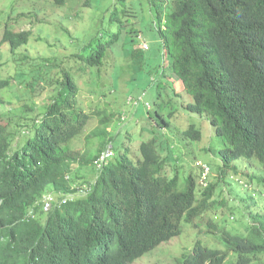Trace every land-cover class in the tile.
<instances>
[{
  "label": "trees",
  "instance_id": "16d2710c",
  "mask_svg": "<svg viewBox=\"0 0 264 264\" xmlns=\"http://www.w3.org/2000/svg\"><path fill=\"white\" fill-rule=\"evenodd\" d=\"M51 1L57 6L66 2ZM143 3L153 8V28L162 44L163 64L153 67L157 76L148 69L150 60L144 54L149 45L134 28L139 21L128 0H113L107 11L108 33L88 31V40L75 45L66 60L52 56L30 63L47 70V75L30 69L18 73L15 82L0 76V107L9 106L0 114V264H133L180 236L182 222L196 231L190 253L157 264H254L264 255V212L254 216L250 212L252 222L241 227L247 232L239 233L223 223L234 218L228 205L240 201L241 194L230 200L235 189L231 184L227 194L214 199L228 183L241 184L235 180L241 169L236 161L264 166V0ZM18 18L3 21L0 47L6 45L11 55L27 46L31 37L30 31H14L11 23ZM109 58H115L114 64L108 76L101 75ZM27 59L32 60L27 55L20 58ZM120 59L130 62L135 81L138 72L148 74L157 89L155 108L145 100V92L133 96V78L125 83H130L127 92H118ZM173 76L181 86L179 92L173 87ZM169 81L173 85L167 104L177 102L182 93L185 99L180 108L207 121L212 135L220 140L206 150L218 158L215 180L209 179L210 165L200 161L194 164L198 163L197 179L193 172L182 178L178 164L186 161L185 144L163 142L172 121L178 119V111H162ZM100 86L109 88L112 102L105 100ZM45 87L49 93L40 106L35 98L43 96ZM83 90L98 96L94 104L91 98L81 97ZM13 98L24 104L13 107L18 106ZM93 119L97 125L85 138L98 140L95 153L71 150L73 139L87 131ZM143 121L153 130L150 139L139 142L138 159L133 160L129 147L122 145L119 158L113 161L115 137L123 135V141L133 143V123L142 127ZM124 123L130 127L122 134L119 127ZM182 138L188 154L192 153L189 143L201 141L200 126L189 124ZM107 151L110 155L105 156ZM78 166H91L98 173L96 180L84 179ZM168 168H173L171 174ZM93 181L84 198L62 201L79 184ZM214 185H222L220 191ZM48 192L60 193V202L43 212L36 204ZM215 205L222 207V214L212 218L209 214ZM224 208L228 211L223 212ZM206 236L223 249L204 245ZM230 255L235 259L228 260Z\"/></svg>",
  "mask_w": 264,
  "mask_h": 264
},
{
  "label": "rangeland",
  "instance_id": "374dc122",
  "mask_svg": "<svg viewBox=\"0 0 264 264\" xmlns=\"http://www.w3.org/2000/svg\"><path fill=\"white\" fill-rule=\"evenodd\" d=\"M146 0H128V4L131 6L132 9L136 10V17L138 19V23L134 26V28L142 33L146 43L149 45V50L145 52L144 57L149 58L151 68H148L150 71L153 72L155 76H157V71L154 66L162 65L163 58H162V44L160 40L157 38L154 28H153V15L154 11L153 8L148 9V6L143 3ZM113 0H91V5L87 4V0H66L65 4L62 6H57L53 4L51 0H0V39L3 33L4 28V20L10 18L17 22H12L11 25L16 32L22 31H30L31 37L27 46L21 47L17 50L14 55H11L8 47L6 45L0 47V76L3 79H9L10 82L16 81V76L18 73H27L30 69L34 70L37 75H46L48 74L47 70L39 69L37 66H31L30 63L35 62V58L37 59H49L52 56L59 60H66L71 51L75 49V45H83L85 40H88L86 36L88 35V31L91 32L92 35L99 34L102 29L105 31L108 30L109 27L107 25L108 20V13L107 11L111 8ZM143 7V11H142ZM152 10V12H151ZM106 19V23L104 22ZM133 22V19H131ZM133 26V25H131ZM130 48V46H129ZM123 52V51H121ZM55 54V55H52ZM22 55H27L32 60H20ZM122 57V56H121ZM20 60V61H19ZM115 58L112 60L109 58L108 63L105 65L104 70L101 72V75L108 76L111 67L113 66ZM126 62V60H124ZM58 62V61H57ZM44 64L43 62H41ZM119 66L117 68V77H116V84L119 87L118 92L123 91L125 93L128 91L127 85L130 83H125L133 78V72L131 71L130 62H121V59L118 60ZM119 69V70H118ZM54 72V71H53ZM93 70L90 75L94 77ZM145 71L138 72V80H134L133 78V96L138 94L146 93L145 100L149 102L151 105L157 102V89L155 85H152L148 80V74H144ZM55 73V72H54ZM168 75H171L169 72ZM167 75V76H168ZM97 78V76H96ZM106 78H103L105 81ZM22 80L19 76L17 82ZM174 85L171 81L167 82L169 85L163 91V99L161 101L162 111L164 114H168L173 110L175 116L178 119H174L172 121V128L167 133V138L163 140V142L173 143L177 140L181 141L180 147L184 146L183 151L187 154H184V158L186 159L185 163L179 162L178 169H180L179 174L182 178L186 177L188 173L193 172L194 178L196 177V171H198L195 166L198 163L203 162L207 163L211 167V175L210 180H215L218 165H216V160L218 158L214 157L212 153L206 151L207 149H211L212 145L215 147L216 145L220 144V140L214 137L210 131V127L207 121L204 119L198 118L193 115L186 114L180 107L181 102L185 99V96L181 93L180 97L177 98V102L175 103H168L170 100V90L172 85L174 89L179 92L181 86L179 85L178 81L174 79ZM108 84V81H105ZM163 85V84H162ZM13 86V85H12ZM85 88V87H83ZM47 90L43 96L35 98V101L38 105L42 106L43 102H45L44 97L48 95L49 91L48 88L45 87ZM93 89V87H92ZM103 89L106 101L111 99V92H109L108 87H99V90ZM132 89V88H131ZM112 90V89H111ZM113 91V90H112ZM87 90H83L81 92L82 98H91L93 104L98 99L96 94L88 95ZM6 95H11L10 93H6ZM110 96V98H109ZM15 105L13 107H19L24 104V101L18 100L17 98H13ZM115 103H119L121 100H114ZM42 104V105H41ZM167 104V105H166ZM9 110V106H1L0 107V114ZM140 114L144 115V111L141 109ZM136 119L133 118V121ZM88 129L87 131L84 130L81 136L77 137V139H73L69 148L71 150L81 152L85 149L88 150L90 153H95V150L99 144L97 139L88 138L86 139L85 136L89 135L94 128L96 127L95 119L88 122ZM127 123H124L122 127L119 129L122 131V134H125L127 131ZM141 127H134L135 129V137L133 143L129 144L128 141H123V135L119 137H115L113 143L114 147V158L113 161H116L120 154L119 149H121L122 145L125 147H129V152L131 158L133 160H137L139 157L137 148L138 144L141 141L147 140L151 138L152 131L149 125H146V121H143ZM189 124H196L200 126L202 132V139L198 142L189 143V146L192 149V153L188 154V147H186V142L183 140V132L186 130ZM145 126V127H144ZM144 127V129H143ZM144 130L145 133L143 136H140L141 131ZM89 132V133H88ZM133 132V130H130ZM155 136L158 137L160 140V133L156 132ZM166 136V134H165ZM167 140V141H166ZM187 141V140H186ZM123 143V144H122ZM188 143V142H187ZM133 145L136 146V150H134ZM191 152V150L189 151ZM198 162L195 166V162ZM200 161V162H199ZM242 162H245L242 164ZM183 164V165H182ZM237 167H241L239 169L238 175L235 177L236 181H240L239 183H228L230 185H226L223 190V193H216L214 199H220L223 195L227 194L228 190L233 186L235 189L231 191V195H229V199L234 200L239 198L238 196L241 194L239 200L240 201H232L228 206V208H224L223 212H234V218L226 220L224 225H226L229 229H235L239 233H246L248 229L241 228L252 222V215H256L257 212H264V166L257 162H249L246 160H238L234 163ZM183 166L185 168H183ZM78 174L81 175L84 179L93 180L96 176L94 172H92L91 166H78ZM173 168H168L167 172L172 173ZM232 184V186H231ZM221 186L214 185L218 191L221 189ZM199 188V186H198ZM225 191V193H224ZM67 198L77 197L73 196L71 193L65 195ZM58 196L55 194L52 196V199L57 198ZM197 198H200V195H197ZM43 199H40L42 202ZM215 209L213 213H210L209 216L213 218V216H220L222 213L220 206L215 205ZM228 209V210H227ZM218 211V212H217ZM245 212V215H243ZM247 212V216H246ZM228 216V214H225ZM183 228V232L180 236L173 238L171 241L160 245L156 249L152 250L151 252L145 254L143 257L135 260L133 264H157V263H168L173 262L177 258H184L187 256L196 241V231L191 229L190 226L184 222L181 223ZM203 239V243L209 244V247L214 246L216 249H223L222 246L216 244V242L211 238L206 236ZM216 244V245H214ZM234 256H229L228 260H234ZM254 264H264V255H261V259L254 263Z\"/></svg>",
  "mask_w": 264,
  "mask_h": 264
},
{
  "label": "clouds",
  "instance_id": "9594fccd",
  "mask_svg": "<svg viewBox=\"0 0 264 264\" xmlns=\"http://www.w3.org/2000/svg\"><path fill=\"white\" fill-rule=\"evenodd\" d=\"M96 168H100L99 167V165H97V167ZM98 176V173H96V176H95V178H94V181L96 180V177ZM94 181L93 182H91V183H83V184H79V186H78V188H76V190L73 192V193H71L73 196H78L79 198H84L89 192H90V190H91V187H92V185H93V183H94ZM76 184H78V183H76ZM81 185V186H80ZM56 193H51V192H48V193H45V194H43L42 196H41V198L40 199H43L42 200V202H40V199H39V201L37 202V204H36V206L38 207H40L42 210H43V212H50L51 210H52V208H53V205H54V203L56 202V201H59L60 202V199H58V197L57 198H55V199H52V196L53 195H55ZM59 194L60 193H58V194H56L57 196H59ZM64 195V194H63ZM66 195V194H65ZM64 195V196H65ZM67 199H73V197L72 198H67L66 196H65V198H63V200L62 201H66ZM32 208V207H31ZM31 208H29L28 210H27V212H28V216H29V214H31ZM32 218H34V217H32ZM24 220V219H23Z\"/></svg>",
  "mask_w": 264,
  "mask_h": 264
},
{
  "label": "built area",
  "instance_id": "2783aa9c",
  "mask_svg": "<svg viewBox=\"0 0 264 264\" xmlns=\"http://www.w3.org/2000/svg\"><path fill=\"white\" fill-rule=\"evenodd\" d=\"M108 155H110V152L107 151V152L105 153V156H108ZM206 171H207V169L205 170V172H206Z\"/></svg>",
  "mask_w": 264,
  "mask_h": 264
}]
</instances>
